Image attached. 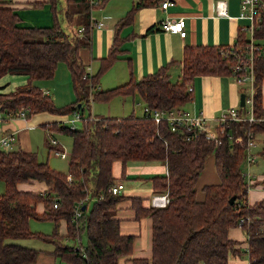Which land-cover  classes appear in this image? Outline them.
Here are the masks:
<instances>
[{"label": "trees", "instance_id": "16d2710c", "mask_svg": "<svg viewBox=\"0 0 264 264\" xmlns=\"http://www.w3.org/2000/svg\"><path fill=\"white\" fill-rule=\"evenodd\" d=\"M11 1L0 0L2 107L9 113L27 108L29 117L42 111L60 115L79 111L83 125L55 122L52 126L73 139L67 172L39 159L36 151H0V179L6 183L0 194V264L37 261L40 249L11 240L35 236L52 241L53 252L73 264H119L123 256H129L132 264H229L231 253L246 254L250 264H264V197L249 201V185L242 174L250 133H264V0H260V20L255 21L253 29V39L260 47L255 51L254 66L256 119L223 124L225 133L220 143L205 133L195 135L185 126L173 131L168 119L157 123L144 110L141 114L133 111L127 115L91 116V105L92 101L138 94L151 108H183L192 98L189 86L196 76L232 73L238 48L246 52L251 41L249 25L239 27L235 41L229 45L186 44L178 81L170 78L166 64L139 79L130 78L103 89L98 87L100 79L118 57V42L115 39L99 69L91 74L81 58V49L91 42L93 6L89 0H66L67 14H77L76 23L85 26L83 32L79 27L70 29L64 25L54 2L52 25L23 24L19 13L10 6ZM157 3L158 0H137L118 25L132 22L139 8ZM61 62L70 69L76 95L65 105H57L51 94L34 83L37 79L53 78ZM7 75H23L25 80L7 89L9 82L3 83ZM240 108L246 112L245 105ZM87 110L89 114L85 115ZM53 145L54 150L63 148L58 143ZM211 154L220 180L198 186ZM116 160L122 161L123 177L130 161L163 163L167 167L165 173L134 177L149 178L153 191L167 192L169 202L165 206L145 205L143 196L112 193L109 187L117 180L113 174ZM32 180L45 182L46 187H19L20 182ZM233 195L236 198L231 202ZM123 201L130 202L137 219H152L151 257L131 256L137 235L121 229L117 211ZM39 203L43 205L40 211ZM32 218L54 221V231L47 234L32 230ZM241 219L244 222L240 223ZM61 220L66 222L64 234L59 228ZM239 225L247 233L246 248L230 236L231 229ZM82 230L87 233L86 245L65 241L66 237L76 239Z\"/></svg>", "mask_w": 264, "mask_h": 264}, {"label": "crops", "instance_id": "0c3cea01", "mask_svg": "<svg viewBox=\"0 0 264 264\" xmlns=\"http://www.w3.org/2000/svg\"><path fill=\"white\" fill-rule=\"evenodd\" d=\"M162 1L158 0L155 5L148 4L139 8L133 21L121 27L118 25L119 20L128 13L133 3H136L137 0H105L102 4L92 7V18L103 20L105 24L101 27L92 26L91 42L81 49V58L91 70L89 71L88 69V71L93 74L99 69L101 59L107 55L115 39H117L119 49L117 59L102 75L98 87L103 89L110 88L125 83L130 78L139 79L166 64H169L170 78L178 81L181 79L183 50L186 44L229 45L235 41L239 27L250 24L249 19L239 16L242 0H226V15L217 13V0H172L173 3L167 8L161 6ZM53 2L61 11L60 16L64 25L72 29L74 25L72 20L75 23L76 21L78 22V16L77 14H73V16L67 14L69 6H67L66 0H12L10 6L19 13L23 24L49 26L54 22ZM167 16L174 19L184 17L187 34L182 36L179 32L164 30L162 22ZM76 24L80 29L81 25ZM262 47L264 49V43ZM62 63L64 62L59 63L55 74L58 73L59 66ZM95 64L97 65L95 66ZM24 80L25 76L23 75H7L3 79V83L9 82L7 89H13ZM54 80L37 79L34 83L51 94L48 86L53 87ZM191 84L193 86L192 98L182 107L191 113L202 114L207 118L210 126H217L218 117L223 110L232 106H243L241 105V95L247 89L246 86H248V84L237 82L232 73L226 75H198ZM262 90L264 106V80ZM127 96L131 95H124L123 97ZM69 120L73 125L77 121L74 118L72 119L69 114L60 115L42 111L33 113L28 120L24 118L11 119L6 121L4 126L8 130H16L15 148L32 150L38 153L31 140V131H37V128H40L52 134L56 130L52 127L55 122L62 125L68 124L67 121ZM262 135L263 137H261ZM256 137L257 139H264V133H257ZM52 138L57 137L51 136ZM58 144H61L59 139ZM46 148L48 151L47 159L40 157L39 154L38 156L39 159L47 160L50 163L49 156L51 152H54V145L47 137ZM55 155L58 156L57 154ZM61 168L56 169L64 172L68 171V169L63 170ZM166 169L167 167L164 164L157 162L130 161L126 168V177H123L122 161L116 160L113 164V174L117 178L116 181H123L125 184L121 193L143 196L145 205L152 204L150 201L151 196L157 192L153 191L149 178H135L134 176L165 173ZM205 171L206 168L200 176L203 181L200 185L220 180L217 171L211 177L205 175ZM19 187L23 189H44L46 184L45 182L32 180L20 182ZM5 189L6 183L0 179V194ZM263 197L262 195L256 200H250L249 198V201L252 203ZM118 206L117 215L121 218V229L126 233L130 232L137 235L131 256L151 257L152 219L150 217L137 219L135 210L130 207L129 201H123ZM37 208L39 211L42 210V203H39ZM61 222L65 225V231L62 229L60 232L64 234L66 233V222L65 220H61ZM230 236L238 239L240 241L239 245L243 248L247 247V233L242 226L231 229ZM119 264H132V261L129 256H123L120 258ZM229 264H250V258L246 254L237 256L231 253Z\"/></svg>", "mask_w": 264, "mask_h": 264}, {"label": "built area", "instance_id": "2783aa9c", "mask_svg": "<svg viewBox=\"0 0 264 264\" xmlns=\"http://www.w3.org/2000/svg\"><path fill=\"white\" fill-rule=\"evenodd\" d=\"M92 6L100 4L102 0H89ZM173 2L172 0H163L161 6L163 8H167ZM263 4L260 0H242L241 2V10L240 17L247 18L250 20L249 24V32L251 41L246 46V52L242 48H238L237 52V60L232 65V74L234 75L237 82L241 84H248L247 89H245V106L246 112H242L240 107H230L226 110H223L219 117L217 126H210V123L207 122V118L202 114L191 113L187 109L179 108L172 109L169 111L160 110L157 108H151L148 105H144L143 110L146 113L152 114L153 118L157 121V123L166 118L169 120L171 129L173 131L178 130L180 128H185L187 130H193L194 134L197 135L199 133H205V135L211 139H213L216 143L221 142V135L225 133V129L223 124L228 123L229 121H242V120H254L256 119L254 115V100H253V91H254V66H255V51L259 50V45L255 44L253 39V29L256 20H260L259 15V6ZM217 13L220 15L227 14V3L226 0H217ZM105 22L103 20H95L91 16L90 26L97 25L99 27L103 26ZM186 20L184 17H180L178 19H174L170 16H167L162 22V28L164 30L176 31L179 32L182 36L187 34L185 29ZM85 29L84 25L80 26V32H83ZM189 89L192 90L193 86L190 85ZM76 113L74 120H78L81 117L79 111H75ZM14 118H24L28 120V112L27 108H20L14 113H9L2 107V103H0V151H8L15 148V139H16V130L6 128L4 126L6 121H9ZM231 139H233L232 135H229ZM239 140V138H238ZM51 142L53 144L58 143L57 138H52ZM258 140L256 134L251 132L250 136L247 140L246 145V159L244 161L247 164L249 170H245V167L242 168V174L246 178L248 182L249 189L251 185L257 184L258 182H263L264 188V176L256 175L250 169L252 164L258 161V156L256 152L252 150L254 146H256ZM55 154L61 157H67L69 154L66 149L63 147L61 149H55ZM262 185V184H260ZM258 185L259 187H261ZM125 187L123 181H116L113 183L109 190L112 193L118 194ZM151 202L156 206H165L169 202V195L167 192L155 193L151 196ZM80 214V211L77 212ZM244 222V219L240 220V223ZM241 226V225H239Z\"/></svg>", "mask_w": 264, "mask_h": 264}, {"label": "rangeland", "instance_id": "374dc122", "mask_svg": "<svg viewBox=\"0 0 264 264\" xmlns=\"http://www.w3.org/2000/svg\"><path fill=\"white\" fill-rule=\"evenodd\" d=\"M72 28L77 29V24L74 23ZM264 43V40H263ZM66 63H62V65L59 66L58 73L54 75V78L48 79L53 80L55 79L54 88L52 86L50 87L51 95L53 98L55 97V102L57 105H65L67 103L72 102L75 98V92L73 88V82H72V76L70 69L65 65ZM97 64H95L96 66ZM87 70L89 67H87ZM89 71H91L89 69ZM175 81V80H173ZM58 91V92H57ZM57 96V98H56ZM144 108V101L140 97V95H136L135 97L127 96H115L110 101H92L91 105V116L100 115V116H113V115H127L131 112L136 111V113L140 114L143 112ZM185 109V108H183ZM80 114V112H79ZM89 114V110L85 112V115ZM76 113H71L69 116L73 119L75 118ZM69 125H73V123L69 120L67 121ZM83 125L82 119L79 118L75 123L74 126L81 127ZM51 136L57 137L63 147L66 149L68 154L70 155L71 147H72V137L71 135L62 132L54 130L52 134L49 132H45L40 128H37L36 130L31 131V140L34 143L38 154L40 157L47 159L48 157V151L46 148V137L50 139L51 142ZM263 137V135L261 136ZM260 138V137H259ZM258 142L256 146L252 148L254 152H256L258 156V161L253 163L251 166V170L253 173H256V175H263L264 176V139H257ZM214 157L211 154L207 159V165L205 166L206 171L205 175L212 176L213 173L217 171V168L215 166V160H213ZM49 161L52 167L61 168L63 170L68 169V161L69 156L63 158L61 156H56L54 152H51V155L49 156ZM163 164V163H162ZM242 167H245V170H249L247 164L243 163ZM205 170V169H204ZM203 170V171H204ZM202 171V173H203ZM218 172V171H217ZM201 173V175H202ZM203 178V177H202ZM203 183L201 180V177L198 180L197 185L200 186V184ZM262 184V185H260ZM260 185L261 187H259ZM251 188L249 189V198L250 200H256L258 197L264 196V188H263V182L260 181L257 184L251 185ZM152 195V194H151ZM151 201V200H150ZM30 227L32 230L37 232H43V233H52L55 228V222L51 220H40L37 218H32L30 221ZM64 229L65 231V225L63 222L60 221V230L62 231ZM11 240L16 241L18 243H21L23 245H27L30 247H34L37 249H40V255L38 256L37 261L31 263V264H73L72 262L60 257L59 255H56L53 252L54 249V243L52 241H47L39 237H22V238H12ZM65 241L76 244L77 246L80 245H86L88 243V237L85 230H82L80 232V235L77 236L76 239L71 238H65Z\"/></svg>", "mask_w": 264, "mask_h": 264}, {"label": "water", "instance_id": "95a60500", "mask_svg": "<svg viewBox=\"0 0 264 264\" xmlns=\"http://www.w3.org/2000/svg\"><path fill=\"white\" fill-rule=\"evenodd\" d=\"M241 105H245V92L242 93L241 95ZM236 198V195H233L230 199L231 202H233Z\"/></svg>", "mask_w": 264, "mask_h": 264}]
</instances>
